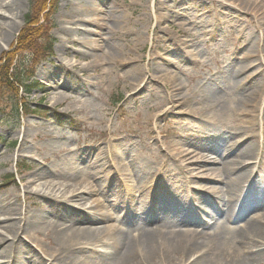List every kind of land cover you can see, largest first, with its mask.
I'll use <instances>...</instances> for the list:
<instances>
[{
  "label": "rangeland",
  "instance_id": "obj_1",
  "mask_svg": "<svg viewBox=\"0 0 264 264\" xmlns=\"http://www.w3.org/2000/svg\"><path fill=\"white\" fill-rule=\"evenodd\" d=\"M31 1L17 0L11 10L7 8L10 11H8L9 14L11 13L7 18V24H19L29 11ZM196 1L204 5L199 8H206L214 17L222 16L229 11L239 14L244 18L242 22L246 25L247 31L252 30L250 23L256 19L250 16L251 12L233 10L229 7L230 2L227 0H108L106 3L108 8L111 10V7L116 5V11L104 12L102 26H96V30H99L103 35L100 42L103 47L92 51L84 46L87 45L84 41L88 37H93V34L90 31H84L79 25L80 29L76 31L73 29L75 27L73 23L89 11L90 2L95 4L98 0L60 1L53 29V35L56 38L55 53L50 59L42 61L38 65L35 76L43 83L44 91H36L27 98L31 106L41 107L40 109L44 110L49 108L50 110L44 114L30 112L26 115H18L15 94L4 90L1 95L3 98L0 102V200L3 205L0 210H11L14 213L15 221L24 218L25 210L29 205L37 210L51 208L55 212L68 215L74 214L73 210L83 211V208H77L75 205L65 202L62 199L63 196L58 197L63 195L60 190L53 199L32 195L31 191H35L34 189L43 188L44 179L42 182L30 185L27 184V181L38 178L37 174L41 171L42 165L61 169L72 161L81 164L82 167L90 162L93 164L98 156L110 154L107 148V143L110 140L113 141L114 151L118 154L115 161L110 154L114 167H116L115 162L130 163L129 161L137 159L142 154H147L151 158L154 155L153 152L163 157L166 145L169 143L179 144L178 146L184 145L193 151L194 157L188 161L197 160L200 155L218 157L214 154L215 149L229 148L233 142V139L229 137L230 132H233L229 125L219 117L214 121L208 119L201 121V115L205 114L201 108L208 103L203 100L207 90H219L222 92V94L218 93L219 95L229 91V79L239 64L234 53H236V49L240 52L249 40L243 32L238 31L239 23L238 26L231 25L225 21L224 17L218 22V28L213 33L201 30V26L207 23L199 20L198 27H189L195 32L197 40L193 48H188L193 54L190 59H187L185 56L187 49L177 46L173 40L178 34L174 30H165V27L169 22L177 21L169 8L180 11H184L186 8L193 10L197 7ZM132 9H135V12L128 20V11ZM237 9L241 10L239 7ZM160 12L167 15L166 19L160 20L157 17ZM212 20L214 19L212 18ZM23 25L24 19L19 30ZM112 26L117 27L115 33L110 30ZM139 26L142 28L139 29ZM8 29L10 30L11 27ZM254 32L256 37V29ZM17 34L14 39H10L5 32L0 35V58L17 38ZM104 38L106 39L104 40ZM202 40L206 41L202 42ZM114 45L117 47L112 49L111 47ZM119 47L126 53L125 62L114 54ZM103 52H113L114 59L109 62L106 60V63L102 64L99 57ZM24 58L26 61L28 60L27 55ZM103 59L105 58L103 57ZM233 61L234 65H232ZM259 62H261L260 59ZM19 63L24 67L26 62L22 59ZM226 64L231 67H227ZM224 66L227 68H223ZM167 67L174 74L181 76L184 91L191 93L185 106H179L173 110H169L172 103L169 102V96L166 95L163 81H155V78L161 77V71ZM209 77L211 78L209 79ZM206 80H214L215 83L212 82L203 88L202 81ZM53 85L57 87L53 88ZM161 97L165 98L162 100ZM189 107L198 108L199 114H188ZM58 112H61L62 116H56L55 113ZM260 117L263 121V115ZM193 125H199L204 130L211 128L217 134L216 138H205L203 133L194 135L190 130ZM185 133L190 134L188 144L184 142ZM24 139L26 142L23 144ZM166 157L169 166L177 171L175 174L177 176L176 189L178 187L179 191H183L184 194V189L188 184L185 178L189 175L178 172L180 165L186 163L177 161V158ZM222 158H224L223 161H216V164L212 163L213 166H217V163L243 160L237 155V151L225 152ZM21 159L23 165L30 168L25 169L21 174L18 173L16 182L2 186L4 175L17 172L16 162ZM245 161V163L253 162L247 159ZM155 163L154 161L153 164ZM107 164V168L104 167L103 172L107 177L110 173V176L108 179L105 177L103 184L113 188L115 184L118 185L122 195L121 205L124 213L125 209L131 208L132 215L135 210L140 214L139 204L143 201L147 204L148 201L150 210L158 214L155 211V207L158 205L157 201L168 198L175 190V185L172 184L169 187L170 182L167 187H162L159 182L154 186V193L150 196V200L147 198V188L145 194L138 197V202L135 204L132 202V198L135 197L133 193L125 194L119 176L113 175L114 168L109 163ZM250 168L246 171L247 175ZM187 169L185 168L184 172L188 171ZM128 172L133 174L131 167ZM253 175L255 176V172L252 173L250 181ZM136 178L146 179L144 176ZM137 182L135 179L130 181L134 187ZM177 184H181V186ZM201 184L206 187L205 190L209 186L211 189H218V187L222 189L223 186V184L214 181ZM88 185L94 186L95 183L91 180ZM261 186L260 182H255L256 192L261 190ZM67 195L69 192L65 194V196ZM96 197L98 196L93 198ZM225 197L226 194H223L222 198ZM237 198L238 195L235 196V203ZM17 199H19L18 202H16ZM151 200L154 203H151ZM201 206L203 207V210L200 211L202 217H207L205 211L212 210L211 212H213V207H209L210 205L208 206L207 203H202ZM254 212L255 210L250 211L246 217ZM137 213L136 217H138ZM131 214L130 216H132ZM4 216V213L0 212V218ZM116 218L120 219L119 213ZM220 218L222 219V217ZM113 221L115 224H119L117 220L110 222ZM244 221L245 218H242L241 222ZM153 223L149 220L146 225ZM137 226L140 225H129L130 230L137 229ZM48 231L47 226H43L38 234L34 233L35 235L27 233L31 231L21 233L19 242L28 243L34 249L36 259L33 261L29 260V257H23L16 262L15 257L14 264H50L51 260L44 252L45 249L53 247L48 236L51 233ZM0 232L8 234L2 224H0ZM8 240L11 241L12 237ZM10 260L11 258L8 256L0 255L1 263H9ZM98 261L100 264H110V261L104 259H98ZM178 261L179 256L177 260L175 259V263L167 257L161 258L162 264H178ZM53 264L60 263L54 262Z\"/></svg>",
  "mask_w": 264,
  "mask_h": 264
},
{
  "label": "bare ground",
  "instance_id": "obj_2",
  "mask_svg": "<svg viewBox=\"0 0 264 264\" xmlns=\"http://www.w3.org/2000/svg\"><path fill=\"white\" fill-rule=\"evenodd\" d=\"M16 1L0 0V35L5 32L10 39L16 37L20 24L23 23L22 19L19 24H7V18L11 14L8 9L11 10ZM107 1L100 0L95 3L96 5L90 2L89 11L73 23L75 24L73 29L76 31L81 27L84 31H90L93 34V37H88L84 41L87 43L84 46L92 51L103 47L100 44L103 35L99 30H96V26H102L104 12L116 11V5L110 10L106 4ZM227 1L230 2L228 5L233 10L251 12L250 16L256 19L250 23L252 30L247 31L246 25L242 22L244 18L239 14L229 11L222 16L214 17L206 8H199L204 5L197 1V7L193 10L184 9V11L190 12L188 14L169 8L177 21L169 22L165 30H174L178 34L173 40L177 46L187 49L185 51L187 59H190L193 54L188 48H193L197 40L195 32L189 27H198L199 20L207 23L201 26V30L213 33L218 28V22L224 17L225 21L231 25L238 26L239 23L238 31L243 32L249 40L240 52L236 49V53H234L239 64L229 79V91L219 95L218 93L222 94L219 90H207L203 100L208 103L201 108V111L205 112L200 117L201 121L202 119L214 121L219 117L229 125L233 131L229 136L233 139L229 148L222 150V147H216L218 149L214 150V154L218 157L200 155L197 160L188 161L194 157L193 151L184 145L178 146L179 144L169 143L166 145L163 157L153 152L154 155L151 158L147 154H142L137 159L129 161L130 163L115 162L116 167H114L110 154L114 161L118 154L114 151L113 141L110 140L107 143L110 154L98 156L93 164L90 162L82 167L81 164L72 161L61 169L42 165L41 171L37 174L38 178L27 181V184L30 185L42 182L44 179L43 188L34 189L35 194L53 199L60 190L63 195L58 197L63 196L62 199L65 202L71 203L77 208L81 207L83 211L73 210L74 214L68 215L55 212L51 208L37 210L29 205L25 210L24 218L15 221L14 213L11 210H0L5 215L0 218V224L8 233L0 232V255L11 258V262L1 263L0 261V264H14L15 257L16 262L23 257H29V260L34 261L36 259L34 249L28 243L19 242V236L27 231H31L27 233L33 235H35L34 233L38 234L43 226H47L48 232L51 233L48 236L53 247L43 249L51 260L50 264L54 262L100 264L98 259L110 261V264H162L164 261L161 263V258L167 257L175 263L178 256V264H264V0ZM128 12V20H130L135 9ZM157 17L164 20L167 15L160 12ZM8 27L11 29L9 30ZM141 28L139 26V29ZM254 29L257 31L256 37ZM110 30L115 33L117 27L112 26ZM205 41L202 40V42ZM116 47L117 45H114L111 48L115 49ZM114 54L123 61L126 59V53L121 47ZM114 54L113 52H103L100 55L102 58L99 57V59L102 64H105L106 60L109 62L114 59ZM224 62L226 61L224 60ZM232 65H234V61ZM226 66L231 67L229 64ZM161 72V77H156L155 81H163L161 82L166 95L169 96V102L172 103L169 110L185 106L191 93L184 91L181 76L168 70V67ZM202 82L203 88L212 82L215 83L214 80ZM52 87L57 86L53 85ZM164 98L161 97L162 100ZM189 108L187 109L188 114H199L198 108ZM261 115H263V121ZM260 124L261 128L259 129ZM190 130L194 135L203 133L205 138H216L215 136H217L211 128L204 130L199 125H193ZM189 136V133L184 134L185 144L189 143ZM25 142L26 139L23 140V144ZM228 151H237V155L243 160L227 161L213 166L216 161H223V154ZM166 156L171 159L177 158V161L186 163L180 165L178 172L189 175L185 178L188 184L184 189V194L183 191H179L178 187L176 189L177 176L175 174L177 171L169 166ZM246 159L253 162L245 163ZM154 161L155 164H153ZM107 163L114 168L113 175L119 176L125 194L133 193L135 197L132 198V202L135 204L138 202V197L145 194L147 188V198L150 200V196L154 193V186L159 182L162 187H167L169 182V187L172 184L175 185V190L172 191L173 195L170 194L168 198L157 201L158 205L155 207V211L158 214L150 210L148 201L147 204L145 201L139 204L140 214L135 210L132 215L131 208L125 209L124 213L121 205L122 195L118 185L115 184L113 188L103 184L105 177L108 179L110 176V173L107 177L103 172L104 167L107 168ZM130 167L133 174L128 172ZM185 168H188V171L184 172ZM249 168L250 171L247 175L246 171ZM254 172L255 176L250 181ZM170 174L171 176H169ZM140 176H144L146 179L136 178ZM132 179L138 181L136 187L130 183ZM91 180L95 183L94 186L88 185ZM207 181L223 184L222 189L220 187L211 189L209 186L205 190L206 187H203L204 185L201 183ZM149 182L150 186L148 187ZM255 182L262 184L259 192L254 189ZM177 185L181 186V184ZM211 191L214 195L206 196V193ZM68 192L69 195L65 196ZM223 194H226L224 199L222 198ZM95 196L98 197L93 198ZM208 197L211 199L210 201L207 200ZM18 201L19 199L16 200V202ZM151 203L154 201L151 200ZM202 203H209L213 207V212H211L212 210L205 211L207 215L205 220L197 215V213L201 214L200 211L203 210ZM2 205V200H0V207ZM252 210L255 212L246 217ZM116 213L120 214V221L116 218ZM136 213L138 217H136ZM242 218H245L244 222H241ZM111 220H117L119 224H115L114 221L110 222ZM149 220L154 223L147 226ZM133 224L140 226L130 230L129 225ZM10 237H12L11 241L8 240Z\"/></svg>",
  "mask_w": 264,
  "mask_h": 264
},
{
  "label": "trees",
  "instance_id": "obj_3",
  "mask_svg": "<svg viewBox=\"0 0 264 264\" xmlns=\"http://www.w3.org/2000/svg\"><path fill=\"white\" fill-rule=\"evenodd\" d=\"M60 0H32L30 11L26 14L25 25L21 29L17 40L10 49L4 51L0 58V102L4 90L15 94L16 113H28L29 104L23 89L27 94L36 89H43V85L35 79L36 68L43 60L52 57L55 38L52 29L55 27L54 15L59 9ZM28 60H25V56ZM24 59V67L19 63ZM36 107L33 112H44ZM24 169H26L23 166ZM18 163V170L23 169ZM13 175H8L3 183H10Z\"/></svg>",
  "mask_w": 264,
  "mask_h": 264
}]
</instances>
